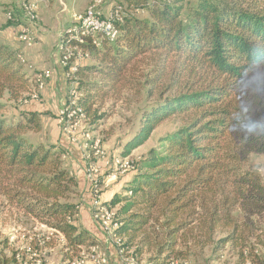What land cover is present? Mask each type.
I'll list each match as a JSON object with an SVG mask.
<instances>
[{
	"label": "trees",
	"instance_id": "obj_1",
	"mask_svg": "<svg viewBox=\"0 0 264 264\" xmlns=\"http://www.w3.org/2000/svg\"><path fill=\"white\" fill-rule=\"evenodd\" d=\"M102 1L104 8L114 4ZM182 1L115 3L148 17L124 16L116 23L112 43L83 44L94 60L77 67L75 90L87 116L92 101L88 89L115 86L138 57L156 53L162 65L172 59L177 67L175 79L182 89L143 112L139 128L123 147L124 155L143 145L163 120L189 117L161 137L158 148L136 163L130 180L104 204L115 210V234L122 238V248L133 249L136 256L148 253L146 264H169L171 258L199 261L203 250L211 247L217 254L226 245L237 264H257L251 244L256 245L246 241L249 218L243 215L240 227L230 211L236 204L240 210L247 200L248 214L264 209L258 202H264L257 193L259 183L244 174L234 182L233 175L238 152H264V76L258 70L264 64V0H198L184 15ZM16 57L0 45V113L5 93L17 99L30 88V77ZM82 73L100 80L85 85ZM25 115L15 123L0 115V195L62 235L69 262L96 240L75 223L79 207L67 201L66 193L77 180L56 151L25 138V131L40 130L39 115ZM243 182L257 188L256 193L241 187ZM158 215L164 216L160 225L165 229L161 234L152 231V237ZM217 231L223 236L214 241Z\"/></svg>",
	"mask_w": 264,
	"mask_h": 264
},
{
	"label": "rangeland",
	"instance_id": "obj_2",
	"mask_svg": "<svg viewBox=\"0 0 264 264\" xmlns=\"http://www.w3.org/2000/svg\"><path fill=\"white\" fill-rule=\"evenodd\" d=\"M35 1L37 3V18L33 25L31 24L32 27L29 26L28 28L26 25L30 23L22 17L21 4L17 8L19 10H14L8 6L0 8V45L6 47L11 52L13 51L17 57H24L25 63H21L17 57L16 59L19 61L18 63L23 64L22 70L30 77V88L17 99H10L8 94L5 93L1 100L5 104V107L2 109L0 115L13 123L19 119H24L26 117L25 114L36 113L42 115L41 120L39 117L40 130H27L24 132V136L34 146L41 144L45 148L56 151L62 162V166L68 171L69 168L72 169L73 173H70V171L69 173L81 185L79 186L78 184L71 187L66 193L67 201L77 204L79 207L75 223L78 226H80V223H85L86 225L89 223V228L93 229V232H96L100 236V239L96 240L95 243L99 247L98 254L103 255L106 259L105 264H131L132 262L133 264H146L149 257L148 253L136 256L133 254V249L127 248L120 252L117 244L106 239L104 231L92 216L91 188L94 184L88 180L87 175L88 173L94 174V179L96 180L95 188H97L101 200L104 202L110 199L113 193L121 191L123 185L126 183V178L133 175L136 163L145 159L150 149L158 148L161 137L187 123L189 120L188 116H171L163 120L152 131L150 137L143 145L133 150L127 156L123 154L125 143L132 138L139 128L143 112L159 104L163 99L172 97L179 89H182L175 79L177 67L173 64L172 59L167 65H162L160 58L155 55L156 53H150L138 57L128 68L123 79L115 84V86L99 88L101 89L99 91L98 89H94L96 87L88 89V93L91 95L90 101L92 100L90 102V112L80 122L74 134L76 137H81L79 140L85 137L87 133L90 137L99 139V149L104 154L101 156L96 154L94 149L90 148V144L87 145V143V146L82 149H78L79 144H74L78 150V153H76L73 148L74 146L69 142L62 131L61 124L58 122V113L65 99H73L76 92L73 76L67 77L65 71L59 65L57 48L59 32L62 31L61 33H64L67 31L72 25V15L81 12L91 0L80 2L79 6L75 3L80 0H62V2L60 0ZM104 1L110 4L120 3L121 1L125 2V0ZM147 1L152 2L157 0ZM158 1L161 2L162 0ZM175 1L170 0V4H173ZM197 2L198 0H183L182 15L186 14L189 9L194 8ZM8 11L12 13L10 19L7 18ZM132 13L139 18L148 17L144 11L133 10ZM39 18L42 20L39 24L40 39L38 40V37L32 38V43L29 46L23 45L25 52L24 49L23 51L21 50L22 55L19 54L18 56L16 54L18 53V49L14 47L18 44L22 46V42L17 38L21 25H25L24 27L30 31V35L33 37V30L38 29ZM8 23L12 24L8 26ZM17 24L20 27L16 28ZM28 54H36L46 59L52 57L57 60L58 68L56 71L61 72V77H57L56 84H54L55 86L51 90V93L54 91L55 95L54 104L52 105L51 103L49 108H44L43 106V103L47 99L42 93L46 88H50V79L47 80L45 89L38 93L35 98L28 95L34 87L33 73L37 71L33 65H30V68L27 67L31 64L25 59L27 58L26 56L29 57ZM93 60L91 57L85 60L84 63H91ZM49 69L52 73L53 69L55 72V67L52 66ZM258 70L264 76V64L258 67ZM82 75H84L82 82L85 85L87 83L96 84L100 80L99 76L93 73L89 74L90 76L84 73ZM102 83L101 85H104L105 82ZM76 95L78 96V94ZM52 110L55 111L53 114ZM84 143V140H81L80 146H83ZM241 153L238 152V159L233 162V165L237 167L233 174L235 176L234 182L242 180L241 176L244 174V177L248 181L259 183L261 189H252L247 182L245 184L244 182L241 183L240 186H244L245 189L249 190L250 194L251 190L254 193L257 190L259 196H264V152L252 150L247 155ZM116 157H128V160L133 162L134 169L125 172L115 171V175L112 176V169H108L107 167L110 166L109 163H112V160ZM89 167H94L97 171L95 173L91 172ZM81 175L82 177L84 175L83 180H80ZM84 179L86 184L84 188H81L84 185ZM246 179L245 181H247ZM232 180L233 178H231ZM258 202L264 205L263 199ZM240 205H238L240 206V210L236 207V204L231 209L230 215L233 218L236 217L235 219L239 222L240 227L244 226L242 224L243 215L249 218L248 220L245 219L250 224L246 232L250 236L246 241L255 243L256 246L253 247L254 244L251 245L252 248L257 250V254H255L259 258L257 259V264H261L264 261V209L248 214V211L251 209L250 200L244 201ZM243 207L245 208V212ZM224 210L226 209L222 208V211ZM181 218L188 219L187 215H183ZM158 219L159 224L158 221L155 222L154 230H150L152 237L155 235L154 232L161 234V230L165 229L164 226L160 225L164 223V216L158 215ZM117 220L114 217V221ZM254 226L256 228H253ZM222 236L223 234L217 231L214 234V241H217ZM66 251L62 235L53 229L41 225L36 219H31L19 209L8 204L4 197L0 195V264H68V260L63 259ZM196 251L194 250V252ZM80 253L75 254L76 256H73V258L79 257ZM233 253L227 245L221 248L217 254L211 252L210 247L200 253L201 257L199 261L191 259L189 264H237L238 259H236ZM96 259V255L88 253V256L84 258V264H98Z\"/></svg>",
	"mask_w": 264,
	"mask_h": 264
},
{
	"label": "built area",
	"instance_id": "obj_3",
	"mask_svg": "<svg viewBox=\"0 0 264 264\" xmlns=\"http://www.w3.org/2000/svg\"><path fill=\"white\" fill-rule=\"evenodd\" d=\"M22 17L25 21L33 24L37 18V3L34 0H25L21 3ZM130 10H126L124 6L120 4L109 5L108 8H104L102 0H93L88 4L81 12L74 13L72 15L71 27L59 35L58 42V62L61 68L65 71L67 77L74 78L76 83L75 72L80 64H83L85 60L91 58L88 48L83 46L84 43H89L95 47H101L103 43L114 42L118 29L116 23H122L123 17L131 15ZM12 13L7 12V18L10 19ZM21 25L17 38L24 43H32L30 31L27 29L28 25ZM19 61L25 63V60L19 56ZM30 68V66H28ZM52 73L49 69H43L41 71H34L33 83L34 87L28 94L30 97L35 98L38 93L45 89L47 80L51 77ZM76 85V84H75ZM74 89H76L74 87ZM73 99H65L63 106L58 113V122L61 124L63 133L72 144H80L81 140H84L83 148L90 144V148L94 149L98 155H103V151L99 149L100 140L90 137L87 133L85 137L79 140L76 137L74 131L85 118L86 114L83 107L77 103L80 93L75 90ZM75 98V100H74ZM73 100V101H72ZM84 136V135H83ZM84 138V139H83ZM87 143V145H86ZM108 169H112V176L115 175V171H128L133 170V162L128 160V157L114 158L112 163H109ZM136 168V167H135ZM91 172H96L97 169L89 167ZM135 170V169H134ZM111 176V175H108ZM88 180L92 181V216L98 223L101 229L104 231L107 240L113 241L119 247V251H123L122 238L115 234V230L119 226L117 221H114V209L109 208L101 200L98 195V190L95 188L94 174L88 173ZM99 247L95 243L89 247L88 250H82L80 256L71 259L68 264H84V258L88 256V253L96 255L98 264H105L106 259L103 255L98 254ZM133 264V262L131 263ZM137 264V263H136ZM169 264H189L188 261H182L179 259L171 258Z\"/></svg>",
	"mask_w": 264,
	"mask_h": 264
},
{
	"label": "crops",
	"instance_id": "obj_4",
	"mask_svg": "<svg viewBox=\"0 0 264 264\" xmlns=\"http://www.w3.org/2000/svg\"><path fill=\"white\" fill-rule=\"evenodd\" d=\"M25 0H0V8H3L4 6H8V7H10V8H12V9H14V10H19V9H17L19 6H20V4L22 3V2H24ZM35 1V0H34ZM61 2H62V0H60ZM84 0H80V1H76V3L75 4H77V6H79V4H81L80 2H83ZM74 4V5H75ZM42 20L39 18V23L37 24L38 25V29H36V30H33V38L34 37H38V40L40 39L39 37H41V33H40V27H39V24H40V22H41ZM33 25V24H32ZM32 25L31 24H28V27L29 26H31L32 27ZM18 27H20V25L19 24H17V26H16V28H18ZM21 28V27H20ZM61 32L62 31H60L59 33L61 34ZM21 42V41H20ZM31 43H24V42H22V46H19V44L18 45H16L14 48L15 49H18V53H16V54H18V56H19V54H21L22 55V52H21V50L23 51V49H24V46L23 45H27V46H29ZM24 52H25V49H24ZM29 55V54H28ZM27 58H25L27 61H29V63H31V64H29V66L31 65H33V66H35L34 68L37 70V71H41V70H43V69H49V68H51L52 66L53 67H55V72H54V69H53V73H52V71H51V73H52V76H51V78H49L50 79V82H49V86H50V88L49 89H45L44 91H43V93H42V95L47 99L46 100V102L45 103H43V106H44V108H49V106H51V103H52V105L54 104V95H55V92L54 91H52V93H51V90L54 88V84H56V80H57V77H61L60 75H61V72H58V71H56L57 70V68H58V66H57V60H55V59H53L52 57L51 58H48V59H46V58H43V57H39V56H37L36 54L35 55H29V57L28 56H26ZM24 58V57H23ZM31 58V59H30ZM50 59V60H49ZM28 67V66H27ZM50 70V69H49ZM90 76V75H89ZM50 91V92H49ZM42 92V91H41ZM45 104V105H44ZM53 109V108H52ZM55 111L54 110H52V114L54 113ZM39 117H40V120H41V117H42V115H39ZM43 128V127H42ZM43 130V129H42ZM79 138H81V137H79ZM73 146H74V144H72ZM74 148V151L76 152V153H78L77 151V149H76V146H74L73 147ZM79 148H83V146L81 145L80 146V144L78 145V149ZM69 171H70V173L72 172V169L71 168H69ZM73 173V172H72ZM83 178H84V175H83V177H82V175H81V177H80V180H83ZM130 178H131V176L130 177H128V178H126V182L128 181V180H130ZM78 184H79V186H81L80 185V183H79V181H78ZM83 184L84 185H82V187L81 188H84L85 187V179H84V182H83ZM83 190V189H82ZM109 200V199H108ZM108 200H106V201H108ZM90 222V221H89ZM91 223V222H90ZM85 223H80V226H83L84 228H86L91 234H92V236L95 238V240H99L100 239V236L98 235V234H96V232H93V229H91V228H89V223L86 225H84ZM92 226H93V224H92ZM95 229V228H94ZM98 232V231H97ZM63 259H65L64 258V255H63ZM64 261V260H63ZM89 264V263H88Z\"/></svg>",
	"mask_w": 264,
	"mask_h": 264
}]
</instances>
